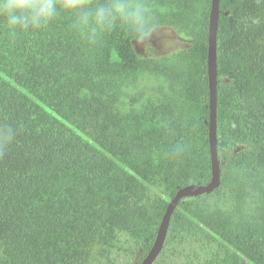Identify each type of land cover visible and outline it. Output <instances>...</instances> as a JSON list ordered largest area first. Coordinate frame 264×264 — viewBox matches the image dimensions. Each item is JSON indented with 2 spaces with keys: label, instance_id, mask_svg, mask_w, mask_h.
<instances>
[{
  "label": "trees",
  "instance_id": "1",
  "mask_svg": "<svg viewBox=\"0 0 264 264\" xmlns=\"http://www.w3.org/2000/svg\"><path fill=\"white\" fill-rule=\"evenodd\" d=\"M211 1L0 0V264H91L118 232L142 261L169 203L146 182L171 200L211 180ZM161 25L190 45L140 59L133 42ZM146 74L161 99L138 90ZM218 149L221 187L182 201L168 236L206 228L227 245L197 264H264V0L220 2ZM222 190L230 210L203 208Z\"/></svg>",
  "mask_w": 264,
  "mask_h": 264
},
{
  "label": "rangeland",
  "instance_id": "2",
  "mask_svg": "<svg viewBox=\"0 0 264 264\" xmlns=\"http://www.w3.org/2000/svg\"><path fill=\"white\" fill-rule=\"evenodd\" d=\"M191 41L176 28L169 25L155 27L150 33L133 42L135 51L140 59H159L186 49ZM137 90L127 87L120 103L123 112L129 110L130 96ZM138 90H143L144 97L158 100L167 91L165 81L156 75L146 74L140 80ZM126 168V166L115 159ZM149 195L170 201L164 186L159 182H146ZM191 199V198H190ZM187 200V199H186ZM203 208L210 211L230 210L233 202L226 191H220L215 196L204 199ZM202 226V225H200ZM225 245L214 233L208 229H199L196 235H187L186 232L173 233L167 237L164 249L154 264H194L207 258L213 251ZM233 250V249H232ZM143 253L142 242L132 238L127 232H118L114 246L107 256H100L98 249L94 252L91 264H139Z\"/></svg>",
  "mask_w": 264,
  "mask_h": 264
},
{
  "label": "water",
  "instance_id": "3",
  "mask_svg": "<svg viewBox=\"0 0 264 264\" xmlns=\"http://www.w3.org/2000/svg\"><path fill=\"white\" fill-rule=\"evenodd\" d=\"M221 0L211 1L208 28V82H209V149L211 159V180L207 184H188L177 190L169 201L160 222L155 241L140 264H154L162 253L171 225V220L179 204L190 198L209 195L222 184L221 165L218 149V31Z\"/></svg>",
  "mask_w": 264,
  "mask_h": 264
},
{
  "label": "clouds",
  "instance_id": "4",
  "mask_svg": "<svg viewBox=\"0 0 264 264\" xmlns=\"http://www.w3.org/2000/svg\"><path fill=\"white\" fill-rule=\"evenodd\" d=\"M21 5L19 4H12V3H8V4H5L4 5V8L5 10L8 12V13H11L13 14L12 15V23H16V17L14 15V13L20 9Z\"/></svg>",
  "mask_w": 264,
  "mask_h": 264
}]
</instances>
